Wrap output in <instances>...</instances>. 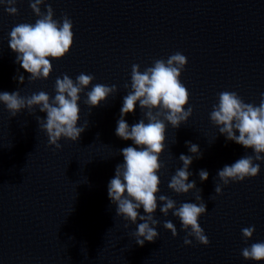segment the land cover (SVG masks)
Here are the masks:
<instances>
[{
    "label": "water",
    "instance_id": "1",
    "mask_svg": "<svg viewBox=\"0 0 264 264\" xmlns=\"http://www.w3.org/2000/svg\"><path fill=\"white\" fill-rule=\"evenodd\" d=\"M61 20L73 22L74 46L61 60H51L48 80L30 82V74L16 63L9 46L11 29L20 23L34 24L38 17L30 0H17L19 14L9 15L0 0V92L19 91L23 97L44 91L55 96L57 77L74 81L80 73L95 77L93 85H117L119 92L90 109L81 94L79 126H89L78 142L60 141L61 150L49 145L37 116L27 110L11 117L0 103V264H257L245 260L241 250L264 242V162L258 177L223 186L217 173L250 149L228 141L210 120L218 93L235 91L245 103L259 105L264 93V0H47ZM46 12V5L41 6ZM188 60L181 83L190 94L193 115L179 129L168 126L165 165L158 174L159 195L177 203H195L196 192L177 195L168 188L171 176L181 168V154L191 155L186 141L197 144L203 155L189 171L190 181L201 189L207 214L199 220L210 245L195 238L183 243L186 233L172 213L159 211V238L136 244V225L116 215L108 197L115 168L124 162L120 150L135 145L115 134L123 99L130 91L131 69L143 71L155 59L175 52ZM25 83L20 84L18 75ZM187 110V109H186ZM143 118L125 117L129 126ZM147 122V121H146ZM239 135V133H236ZM201 169L209 179L202 182ZM221 184L223 195L215 194ZM214 199L211 200L210 197ZM141 215H145L143 209ZM171 220L178 235L163 227ZM127 223V227L125 224ZM140 223V221H137ZM255 226L251 240L241 229Z\"/></svg>",
    "mask_w": 264,
    "mask_h": 264
},
{
    "label": "clouds",
    "instance_id": "2",
    "mask_svg": "<svg viewBox=\"0 0 264 264\" xmlns=\"http://www.w3.org/2000/svg\"><path fill=\"white\" fill-rule=\"evenodd\" d=\"M3 2L7 5L9 15L19 14L17 0ZM42 5H46V12L41 11ZM30 7L38 19L34 24L15 25L9 33V46L17 54L16 63L30 74V82L34 83L50 78L53 72L51 60H61L70 53L74 46V32L73 22L66 14L61 20L54 18V10L47 4V0H30ZM187 64V57L179 51L167 59H155L143 71L138 64H133L131 84L124 85L131 90L123 99L115 134L124 141H131L135 147L128 146L120 150L124 162L116 166L115 175L107 190L109 200L115 205L116 215L136 225L133 235L140 247L144 246L145 241L154 243L159 238L156 229L160 221L155 218L158 200L161 205L159 211L165 217L172 213L180 220L186 233L183 240L185 246H192L190 237L205 247L210 245V240L199 223L200 218L208 212L207 205L202 199V190L197 188L195 181L189 180L192 176L189 169L194 158H203L197 144L186 141L191 155H180L179 160L183 166L176 169L168 183V188L177 195L196 192V202H185L177 207L175 200L166 195L158 196L161 185L158 174L165 167L161 156L167 150L168 126L179 129L193 115V109L189 107L190 94L181 83ZM14 79L20 84L25 83L23 74ZM94 79L93 75L80 73L74 81L64 74L62 78L57 77L55 80L54 98L44 91L23 97L17 90L11 93L0 92V103L6 107L11 117L18 116L24 110L33 114L37 108L41 113H46V119L37 116L39 128L47 134L49 145L61 150L62 139L78 142L81 134L89 127L87 124L77 126L81 118V94L85 89L92 86L84 101L90 109L99 107L101 102H106L119 92L115 84L93 85ZM137 103L143 118L129 126L125 117L135 113ZM210 120L228 141L254 152V156H242L233 164L218 170L217 176L223 186L258 177L261 168L256 161L264 162V93H261L259 105H256L245 103L235 91H222L218 93V103L213 105ZM199 177L205 182L209 179V173L201 169ZM215 194L223 195L221 184H215ZM210 199L213 200L214 197L211 196ZM141 209L145 215L140 214ZM127 226L126 223L125 227ZM163 227L173 237L178 235L171 220H165ZM255 231L254 225L241 229L246 241L252 239ZM241 254L245 260L264 264V242H256L243 248Z\"/></svg>",
    "mask_w": 264,
    "mask_h": 264
}]
</instances>
